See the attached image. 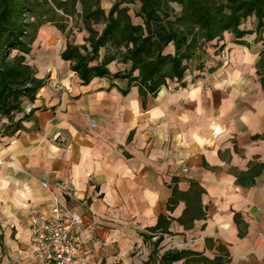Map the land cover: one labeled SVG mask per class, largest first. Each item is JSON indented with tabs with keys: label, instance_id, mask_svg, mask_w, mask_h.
Wrapping results in <instances>:
<instances>
[{
	"label": "crops",
	"instance_id": "obj_1",
	"mask_svg": "<svg viewBox=\"0 0 264 264\" xmlns=\"http://www.w3.org/2000/svg\"><path fill=\"white\" fill-rule=\"evenodd\" d=\"M114 1L100 7L107 12ZM92 27L101 33L104 25ZM251 30L247 46L225 35L182 79L142 97L134 83L83 85L71 71L60 55L84 44L80 20L68 35L41 27L30 64L45 86L26 112L35 110L13 136L0 123V264H43L32 255L28 218L32 209L50 216L52 195L82 217L78 264H147L157 239L159 257L185 250L239 263L264 217V172L251 187L236 183L249 163L264 162V140L253 139L264 134L255 69L264 39L255 42ZM191 187L202 195H187ZM235 214L247 224L243 238Z\"/></svg>",
	"mask_w": 264,
	"mask_h": 264
},
{
	"label": "trees",
	"instance_id": "obj_2",
	"mask_svg": "<svg viewBox=\"0 0 264 264\" xmlns=\"http://www.w3.org/2000/svg\"><path fill=\"white\" fill-rule=\"evenodd\" d=\"M68 18L75 23L80 20L88 33L84 44H67L60 55L71 63L70 69L81 83L87 85L95 78L126 81L128 87L136 84L142 97L154 95L166 79H182L207 54L206 46L222 41L225 35L235 44L247 46L244 38L253 31L244 24L251 18L256 21L255 42L264 39V0H115L107 12L100 7V0H0V123L8 122L3 126V135L13 136L24 129L23 122L35 110L27 113L24 104L34 103L45 86L29 62L40 28L51 24L68 35ZM97 24L104 25L101 33L92 27ZM262 46L255 69L264 86V41ZM103 49L105 54L100 58ZM115 61L129 69L111 73L108 66ZM253 139L264 140V134ZM263 172L264 162L249 163L248 172L237 176L236 183L251 187ZM202 193V189L191 187L187 195L199 198ZM233 219L239 238H243L247 224L238 214ZM159 226L160 221L150 231ZM160 242L157 239L154 243L149 262H229L228 255L209 259L185 250L168 251L159 257L156 247Z\"/></svg>",
	"mask_w": 264,
	"mask_h": 264
},
{
	"label": "built area",
	"instance_id": "obj_3",
	"mask_svg": "<svg viewBox=\"0 0 264 264\" xmlns=\"http://www.w3.org/2000/svg\"><path fill=\"white\" fill-rule=\"evenodd\" d=\"M72 27V18H68ZM186 172V169H183ZM42 187L48 189L46 183ZM32 255L43 264H78L79 246L83 232L82 217L69 209L55 195L51 199L50 216L41 209H32L28 218ZM264 241V232L260 233Z\"/></svg>",
	"mask_w": 264,
	"mask_h": 264
},
{
	"label": "rangeland",
	"instance_id": "obj_4",
	"mask_svg": "<svg viewBox=\"0 0 264 264\" xmlns=\"http://www.w3.org/2000/svg\"><path fill=\"white\" fill-rule=\"evenodd\" d=\"M256 21L251 18L246 21L244 28L254 29ZM72 25L75 27V21L72 22ZM264 37V32H262ZM250 42L252 39L249 40ZM252 43V42H251ZM209 45V44H208ZM207 47V46H206ZM37 51H33L30 54L29 62L37 60ZM25 111L28 110V103L24 104ZM20 117H17L18 119ZM264 217L260 219L259 229L257 228L254 235L249 238V241L246 242L248 250L246 253L241 254V261L237 264H264V241L260 238V233L264 232ZM260 232V233H259ZM249 251V252H248Z\"/></svg>",
	"mask_w": 264,
	"mask_h": 264
}]
</instances>
